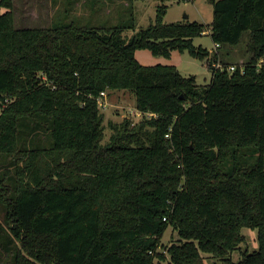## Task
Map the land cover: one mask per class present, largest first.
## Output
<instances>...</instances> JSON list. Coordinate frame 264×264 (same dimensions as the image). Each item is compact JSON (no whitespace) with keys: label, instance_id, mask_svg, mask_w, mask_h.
<instances>
[{"label":"trees","instance_id":"1","mask_svg":"<svg viewBox=\"0 0 264 264\" xmlns=\"http://www.w3.org/2000/svg\"><path fill=\"white\" fill-rule=\"evenodd\" d=\"M166 1L126 38L123 24L16 29L0 0V158L14 167L0 173L5 264H206L202 253L264 264V0H208V25L164 23ZM208 26L218 48L247 33L249 59L215 68L217 52L194 44ZM140 49L207 59L211 80L142 65ZM120 90L151 115L110 123L102 144L98 99ZM244 227L258 249L226 259ZM168 228L179 240L163 249Z\"/></svg>","mask_w":264,"mask_h":264},{"label":"rangeland","instance_id":"2","mask_svg":"<svg viewBox=\"0 0 264 264\" xmlns=\"http://www.w3.org/2000/svg\"><path fill=\"white\" fill-rule=\"evenodd\" d=\"M132 0H12L11 11L14 17V27L20 28H49L52 24L68 23L75 21L81 25H128L129 28L123 31V36L128 38L138 30L145 28L153 20L156 14V8L161 4V0H134L133 4L128 6ZM144 2V3H142ZM146 3L148 5H146ZM152 3V4H151ZM167 12L164 16V23L171 22H198L210 24L213 18L212 5L208 0H167ZM127 4V5H126ZM0 8V13L4 12ZM187 15L188 18H185ZM208 30L202 36L194 38L196 46H202L210 52H217L218 62H225L229 65H241L249 59L247 51V33L242 36L241 43L235 47L221 46L214 47V43ZM135 57L142 65L150 66L158 63L173 64L184 77H194L195 84L204 86L208 84L212 77V71L208 67V60L193 58L185 52L173 51L169 58L153 55L148 49H140L135 52ZM221 63V64H222ZM13 99L7 98L3 107L11 103ZM100 111L104 115V137L102 144L109 141L112 134L111 124H119L123 120L130 122V128L139 124L151 114L144 116L135 109V97L127 90L105 92L100 100ZM47 134L41 133L40 143L44 144ZM44 140V141H43ZM12 159L10 157L0 158L1 171L11 169ZM11 164V163H10ZM0 205V225L4 226V215ZM241 235L243 240L238 245L237 250L233 251L226 259L237 262L242 254L253 252L258 249L257 230L242 228ZM179 240L176 230L168 228L161 239V248ZM206 264H225V261L216 258L207 253H202ZM168 257V256H167ZM10 255L0 247V264L8 263Z\"/></svg>","mask_w":264,"mask_h":264},{"label":"built area","instance_id":"3","mask_svg":"<svg viewBox=\"0 0 264 264\" xmlns=\"http://www.w3.org/2000/svg\"><path fill=\"white\" fill-rule=\"evenodd\" d=\"M181 1H186V0H181ZM218 45H215L214 47H217ZM263 59H260V62H262ZM213 66L217 69H220V70H227L229 72H233L236 70V66L235 65H229V66H224L222 65L221 63H216V64H213ZM102 96L105 95L104 92L101 93ZM101 98L98 99V102L101 104L100 102Z\"/></svg>","mask_w":264,"mask_h":264},{"label":"water","instance_id":"4","mask_svg":"<svg viewBox=\"0 0 264 264\" xmlns=\"http://www.w3.org/2000/svg\"><path fill=\"white\" fill-rule=\"evenodd\" d=\"M184 17H185V18H188V16H187V15H184Z\"/></svg>","mask_w":264,"mask_h":264},{"label":"crops","instance_id":"5","mask_svg":"<svg viewBox=\"0 0 264 264\" xmlns=\"http://www.w3.org/2000/svg\"><path fill=\"white\" fill-rule=\"evenodd\" d=\"M142 3H144V2H142ZM152 4V3H151ZM127 5V4H126ZM146 5H148L147 3H146ZM152 20V19H151Z\"/></svg>","mask_w":264,"mask_h":264}]
</instances>
